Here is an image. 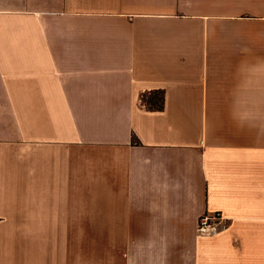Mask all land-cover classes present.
Masks as SVG:
<instances>
[{
	"label": "crops",
	"instance_id": "0c3cea01",
	"mask_svg": "<svg viewBox=\"0 0 264 264\" xmlns=\"http://www.w3.org/2000/svg\"><path fill=\"white\" fill-rule=\"evenodd\" d=\"M0 264H264V0H0Z\"/></svg>",
	"mask_w": 264,
	"mask_h": 264
},
{
	"label": "built area",
	"instance_id": "2783aa9c",
	"mask_svg": "<svg viewBox=\"0 0 264 264\" xmlns=\"http://www.w3.org/2000/svg\"><path fill=\"white\" fill-rule=\"evenodd\" d=\"M226 228V219L221 213L205 214L199 217L196 233L199 237H214Z\"/></svg>",
	"mask_w": 264,
	"mask_h": 264
},
{
	"label": "trees",
	"instance_id": "16d2710c",
	"mask_svg": "<svg viewBox=\"0 0 264 264\" xmlns=\"http://www.w3.org/2000/svg\"><path fill=\"white\" fill-rule=\"evenodd\" d=\"M143 99L149 105V107L160 109L162 105L163 95L160 91H155L147 96L144 95Z\"/></svg>",
	"mask_w": 264,
	"mask_h": 264
}]
</instances>
